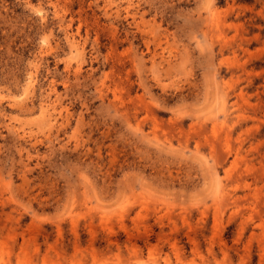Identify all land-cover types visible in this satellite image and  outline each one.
<instances>
[{
	"label": "rangeland",
	"instance_id": "obj_1",
	"mask_svg": "<svg viewBox=\"0 0 264 264\" xmlns=\"http://www.w3.org/2000/svg\"><path fill=\"white\" fill-rule=\"evenodd\" d=\"M0 264H264V0H0Z\"/></svg>",
	"mask_w": 264,
	"mask_h": 264
}]
</instances>
